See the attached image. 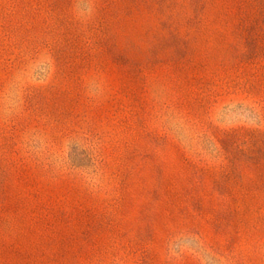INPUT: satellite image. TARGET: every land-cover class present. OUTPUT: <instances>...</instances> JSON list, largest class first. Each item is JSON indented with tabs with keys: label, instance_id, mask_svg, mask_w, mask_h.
Here are the masks:
<instances>
[{
	"label": "rangeland",
	"instance_id": "1",
	"mask_svg": "<svg viewBox=\"0 0 264 264\" xmlns=\"http://www.w3.org/2000/svg\"><path fill=\"white\" fill-rule=\"evenodd\" d=\"M0 264H264V0H0Z\"/></svg>",
	"mask_w": 264,
	"mask_h": 264
}]
</instances>
